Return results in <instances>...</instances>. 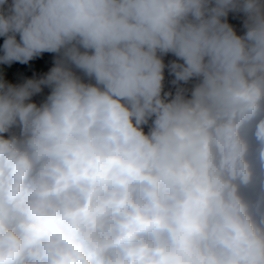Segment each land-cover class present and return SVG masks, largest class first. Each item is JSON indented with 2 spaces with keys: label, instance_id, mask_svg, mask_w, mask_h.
Here are the masks:
<instances>
[{
  "label": "clouds",
  "instance_id": "1",
  "mask_svg": "<svg viewBox=\"0 0 264 264\" xmlns=\"http://www.w3.org/2000/svg\"><path fill=\"white\" fill-rule=\"evenodd\" d=\"M0 37L56 54L0 78V264H264V0H0Z\"/></svg>",
  "mask_w": 264,
  "mask_h": 264
},
{
  "label": "rangeland",
  "instance_id": "2",
  "mask_svg": "<svg viewBox=\"0 0 264 264\" xmlns=\"http://www.w3.org/2000/svg\"><path fill=\"white\" fill-rule=\"evenodd\" d=\"M17 39L19 37L17 36ZM0 55H2V46H0ZM54 53H44L39 57L34 58L27 64H21L19 62H13L11 65L0 64V77L8 83L18 85L25 82L27 79H39L44 76L54 66ZM175 59L174 56L168 54L164 57V61L167 64L169 61ZM172 77L165 70V90L173 89L170 84ZM50 89L43 87L42 92L34 95L32 101L39 104L49 94Z\"/></svg>",
  "mask_w": 264,
  "mask_h": 264
},
{
  "label": "trees",
  "instance_id": "3",
  "mask_svg": "<svg viewBox=\"0 0 264 264\" xmlns=\"http://www.w3.org/2000/svg\"><path fill=\"white\" fill-rule=\"evenodd\" d=\"M228 22L234 27V29L237 31L238 35H242L243 34L244 29H243V26H242V15H237V14L230 13L229 17H228ZM3 41H4V37H0V46L3 45ZM145 131H147V127H145Z\"/></svg>",
  "mask_w": 264,
  "mask_h": 264
}]
</instances>
